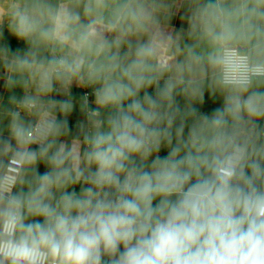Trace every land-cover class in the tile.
Wrapping results in <instances>:
<instances>
[{
	"label": "clouds",
	"instance_id": "1",
	"mask_svg": "<svg viewBox=\"0 0 264 264\" xmlns=\"http://www.w3.org/2000/svg\"><path fill=\"white\" fill-rule=\"evenodd\" d=\"M0 264H264V0H0Z\"/></svg>",
	"mask_w": 264,
	"mask_h": 264
},
{
	"label": "crops",
	"instance_id": "2",
	"mask_svg": "<svg viewBox=\"0 0 264 264\" xmlns=\"http://www.w3.org/2000/svg\"><path fill=\"white\" fill-rule=\"evenodd\" d=\"M173 23H174L177 27L180 26V23H179V20H178V19L174 20ZM17 46H21V45H15V44H13V47H17Z\"/></svg>",
	"mask_w": 264,
	"mask_h": 264
}]
</instances>
